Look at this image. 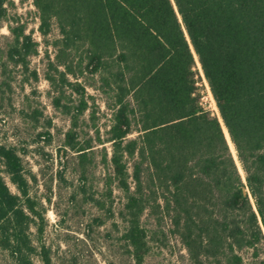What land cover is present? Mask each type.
Instances as JSON below:
<instances>
[{
    "label": "trees",
    "instance_id": "trees-1",
    "mask_svg": "<svg viewBox=\"0 0 264 264\" xmlns=\"http://www.w3.org/2000/svg\"><path fill=\"white\" fill-rule=\"evenodd\" d=\"M8 1L0 0V23ZM33 2L42 35L54 26L60 32L45 76L54 105L72 115L65 143L83 168L79 193L105 211L94 221L117 226L119 219L135 264H146L154 238L145 215L157 225L170 218L192 264H242L240 249L257 253L264 242V0ZM15 23L7 56L37 79L30 59L38 42L25 23ZM196 55L222 121L195 93ZM89 74L112 110L111 154L104 148L102 158L111 171L103 190L91 193L86 167L94 145L76 127L92 97L81 80ZM31 186L17 148L0 140V250L14 264H54L43 238L46 207ZM115 187L122 192L117 209Z\"/></svg>",
    "mask_w": 264,
    "mask_h": 264
},
{
    "label": "rangeland",
    "instance_id": "rangeland-1",
    "mask_svg": "<svg viewBox=\"0 0 264 264\" xmlns=\"http://www.w3.org/2000/svg\"><path fill=\"white\" fill-rule=\"evenodd\" d=\"M33 1L9 0L6 18L0 23V140L17 148L31 179L32 192L46 207L48 223L43 238L52 247L54 264H135L121 238L123 225L119 219L116 220L117 226L111 219L98 225L94 218L100 214L103 217L105 211L100 212L79 193L83 168L77 152L65 143L66 132L73 124L72 115L54 105L55 90L45 76L49 59H56L57 49L51 41L59 37L60 32L54 26L48 36L42 35L39 14ZM15 20L25 23L27 32L38 42V53L30 59V68L38 72L37 79L31 71L24 72L7 56L11 37L9 26L16 24ZM194 70L197 80L195 93L199 101L219 117L221 113L217 101L198 56ZM92 77L89 74L81 78L92 97L88 98L89 107L76 126L79 138L92 140L94 145L93 161L91 159L86 167V185L90 193L103 190L105 178L111 171L102 158L104 148L109 156L111 154V142L106 139L112 114L107 106L106 94L91 85L94 82ZM66 90L71 92V87L66 86ZM137 134L133 132L130 136ZM234 149L236 155L232 152L240 164L235 146ZM241 169L239 167L245 177L244 169ZM3 174L12 191L17 192L9 176ZM114 196L117 209L121 205L122 192L116 187ZM144 217L154 236L146 264H192L187 248L171 231L169 217H165L161 225H157L152 217ZM255 251L253 248L240 249L242 264H264V242L258 246L257 253ZM0 264L14 262L0 250ZM206 264H216V261L208 259Z\"/></svg>",
    "mask_w": 264,
    "mask_h": 264
},
{
    "label": "bare ground",
    "instance_id": "bare-ground-1",
    "mask_svg": "<svg viewBox=\"0 0 264 264\" xmlns=\"http://www.w3.org/2000/svg\"><path fill=\"white\" fill-rule=\"evenodd\" d=\"M196 56H197V55H196ZM218 115H219V118H220L221 121H222V117H221V115H220V114H218ZM224 130H225L226 135H227V138H228V140H229V143H230L231 149L233 150V152H234V154H235L234 145H233V143H232V141H231L230 135H229L228 130H227V128L225 127V125H224ZM235 155H236V154H235ZM237 162H238V161H237ZM238 165H239V167H240V169H241V166H240L239 162H238ZM241 170H242V169H241Z\"/></svg>",
    "mask_w": 264,
    "mask_h": 264
},
{
    "label": "water",
    "instance_id": "water-1",
    "mask_svg": "<svg viewBox=\"0 0 264 264\" xmlns=\"http://www.w3.org/2000/svg\"><path fill=\"white\" fill-rule=\"evenodd\" d=\"M242 189H243L244 194H247L248 193V187H247V185H243L242 186Z\"/></svg>",
    "mask_w": 264,
    "mask_h": 264
},
{
    "label": "built area",
    "instance_id": "built-area-1",
    "mask_svg": "<svg viewBox=\"0 0 264 264\" xmlns=\"http://www.w3.org/2000/svg\"><path fill=\"white\" fill-rule=\"evenodd\" d=\"M200 103H201V105L206 109V110H209V111H211V109L210 108H207L206 106H204L202 103V101H200Z\"/></svg>",
    "mask_w": 264,
    "mask_h": 264
}]
</instances>
